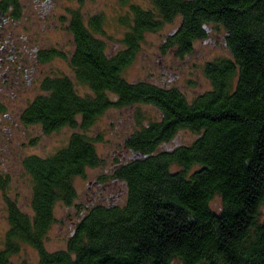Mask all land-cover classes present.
I'll list each match as a JSON object with an SVG mask.
<instances>
[{
  "label": "trees",
  "instance_id": "obj_1",
  "mask_svg": "<svg viewBox=\"0 0 264 264\" xmlns=\"http://www.w3.org/2000/svg\"><path fill=\"white\" fill-rule=\"evenodd\" d=\"M150 1L152 8L135 10L124 52L113 59L79 29L81 79L92 84L91 102L75 97L65 78L49 80L47 95L27 110L28 122L49 135L76 129L79 114L85 130L112 107L162 110V124L145 125L138 117L139 131L124 140L133 158L143 155L119 173L128 185L125 198L112 206L75 204L74 179L103 163L96 149L100 136L76 133L50 156H28L22 167L32 213L6 199L9 226L0 264H11L24 245L36 249L38 264H264V0ZM176 17L182 25L167 37L164 52L190 56L197 43L205 44L209 29L226 41L212 47L227 56L204 65L211 90L192 101L177 88L123 76L145 34ZM179 130L196 139L172 141ZM216 197L219 212L212 208ZM59 204L74 208L75 225L66 247L51 252L44 241Z\"/></svg>",
  "mask_w": 264,
  "mask_h": 264
},
{
  "label": "flooded vegetation",
  "instance_id": "obj_2",
  "mask_svg": "<svg viewBox=\"0 0 264 264\" xmlns=\"http://www.w3.org/2000/svg\"><path fill=\"white\" fill-rule=\"evenodd\" d=\"M141 8L143 7L136 0H0V196L2 198L3 194V214L8 226L6 199L12 180L8 164L13 157H21L22 166L23 160L28 157L22 153L28 150L29 145L36 144L37 137L33 134L36 129L43 136L49 135L42 126L28 122L29 106L37 98L47 95L45 84L49 80L65 78L69 80L75 97L91 102L95 95L92 84L81 79L84 64L79 63V29H83L90 39L100 43L106 59H113L124 52L126 34L121 37L122 43L117 44L122 45L121 50H109V40L114 38L109 37L107 30L109 27L115 30L131 29L136 25L135 10ZM149 8H152L151 4L143 9ZM109 12L114 15L110 16ZM127 18L128 21L125 22ZM175 23V32L168 37L174 36L182 25L180 17L169 24ZM206 34L205 44L215 48L226 46L225 37L216 30L209 29ZM163 43H168V38ZM160 56V85L170 90L175 88L173 83L180 76L169 72L173 71V67L165 65V57ZM56 62L57 68L50 71L49 66ZM110 97L117 100L115 95ZM147 106L153 111L154 120L146 121L145 125L153 122L162 124L166 114L152 105ZM77 121L79 124L76 129L63 127L51 134L63 129H69L68 139L76 133L87 134L90 128L82 129V114L78 115ZM29 131L32 137H29ZM137 131L139 129L135 125L128 138ZM183 131L179 130L172 141L179 140ZM19 136L23 141L18 142ZM132 154L133 150L123 141L122 147L111 158L110 168L88 181L87 189L93 204L112 206L123 201L128 185L119 177V173L124 165L136 161ZM74 225L75 222L71 221V229Z\"/></svg>",
  "mask_w": 264,
  "mask_h": 264
},
{
  "label": "rangeland",
  "instance_id": "obj_3",
  "mask_svg": "<svg viewBox=\"0 0 264 264\" xmlns=\"http://www.w3.org/2000/svg\"><path fill=\"white\" fill-rule=\"evenodd\" d=\"M141 7H148L149 0H136ZM111 13V14H110ZM113 16L112 12H109ZM178 22V21H176ZM175 24L165 25L157 32L145 34L144 41L140 45V50L136 59L124 72V78L130 83H138L142 81L160 84L161 66L159 64L160 55L165 57L164 63L167 66H172L173 71L179 75V80L173 83V86L181 91V93L192 101L198 95L211 90V83L204 74V65L208 61L227 56L225 51L215 49L210 45L202 42L195 45V49L190 56L178 57L174 50L161 52L163 41L172 33ZM109 37L114 40H109L108 49L121 50L122 35L128 32V29L115 30L111 27L107 30ZM121 40V41H120ZM117 47V48H116ZM58 62L49 66L50 71L55 70ZM141 117V123L153 121V111L147 105L140 104L122 109H110L101 117H99L88 133L93 137H101L97 142L96 149L103 160V163L95 168L86 169L84 175L74 179V187L78 197L76 205L84 207L85 204L91 202L87 187L88 181L95 179L99 174L109 169L111 166V158L117 149H120L121 143L134 131L137 126V118ZM69 129H63L59 133L50 135H41L39 130H35L33 134L37 137L35 146L29 145L28 150L23 156L40 155L43 157L54 154L57 150L64 147L68 143ZM29 131V137L32 135ZM34 137V136H33ZM196 139V134L184 130L178 142L183 144H191ZM23 139L18 138V142ZM17 142V143H18ZM23 143V142H22ZM21 157H13L8 164V172L11 173L12 180L10 188L7 191L9 199L14 200L26 213H32L30 209L31 184L30 179L24 172L21 166ZM2 194V193H1ZM0 196V249L3 248L4 237L8 229L6 218L3 214L4 205ZM212 208L219 212L221 208V200L216 197L212 202ZM74 208H67L63 204H59L55 210V223L49 230L44 244L48 251H58L66 247L67 241L71 233L70 218H74ZM76 221V220H75ZM39 256L35 248L30 245H24L21 251L11 257V264H38ZM176 264H180L176 262Z\"/></svg>",
  "mask_w": 264,
  "mask_h": 264
},
{
  "label": "water",
  "instance_id": "obj_4",
  "mask_svg": "<svg viewBox=\"0 0 264 264\" xmlns=\"http://www.w3.org/2000/svg\"><path fill=\"white\" fill-rule=\"evenodd\" d=\"M142 157H143V155H142L141 153H136V154L134 155V158H135V159L142 158ZM145 158H147V157H145Z\"/></svg>",
  "mask_w": 264,
  "mask_h": 264
}]
</instances>
